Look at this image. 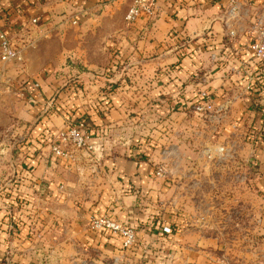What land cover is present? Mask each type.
I'll return each mask as SVG.
<instances>
[{
  "label": "crops",
  "instance_id": "crops-1",
  "mask_svg": "<svg viewBox=\"0 0 264 264\" xmlns=\"http://www.w3.org/2000/svg\"><path fill=\"white\" fill-rule=\"evenodd\" d=\"M229 2L156 0L151 15L128 23L124 16L132 0H2L0 24L22 52L20 91L33 108L20 119L31 122L44 110L32 132L36 147L21 149L25 160L17 170L28 175L21 181L34 208L25 212L28 216L0 211V264H122L123 254L127 263L137 264L140 254L123 250L119 236L90 229L91 220L100 216L136 229L141 243L168 252L162 256L173 264H217L215 254L231 235L255 241L264 217V64L252 54L246 17L250 22L264 16V0H238L237 17L231 20L235 39L225 24ZM35 17L39 30L42 25L76 29L75 51L64 38L37 40L29 51L24 48ZM66 52L81 69L75 72L63 63ZM70 77L79 84L64 85L62 78ZM203 92L215 106L226 103L223 118L199 117L192 110ZM64 110L73 115L89 110V147L75 151L74 160L51 151L55 134L68 124ZM215 122L221 123L220 139L245 141L238 157L249 159L236 166L249 174L247 180L225 182L223 187L237 195H224L220 203L212 193L214 170L207 163L200 171L204 177L199 175L190 143L191 131L202 125L213 140ZM123 126L140 135L120 146L117 135ZM154 167L165 170L158 176L163 180H155ZM247 191L257 196L250 198ZM229 204L241 206L242 220H248L242 213L250 210L248 225L228 211ZM156 224L170 226L172 233L157 232ZM236 227L244 231L239 234ZM112 255L121 257L114 263Z\"/></svg>",
  "mask_w": 264,
  "mask_h": 264
},
{
  "label": "rangeland",
  "instance_id": "rangeland-1",
  "mask_svg": "<svg viewBox=\"0 0 264 264\" xmlns=\"http://www.w3.org/2000/svg\"><path fill=\"white\" fill-rule=\"evenodd\" d=\"M258 15H255L252 21L256 20L257 18L263 17L260 16L262 14H258ZM95 18L97 17H93V16L91 17V19H95ZM246 21H248V23L252 22V21L249 22L248 17H246ZM38 27L39 25L36 26L33 24L31 26V33L27 38L28 40H26L24 43V48H26L28 51L30 48H32V46L36 43L37 40L38 41L45 39L48 40L52 38H64L65 40L64 42L68 47H70V49H72V53L73 51H75L76 43H77L76 29L68 28L65 31L66 34L64 35L65 33L64 30H56V29L52 30L49 28H45L44 25H42L40 27L41 29L39 30ZM72 53L66 52L62 60L63 63H65V65L69 66L70 69L76 72L78 69H81L80 68L81 66L79 65L80 63L77 61L78 59L72 56ZM18 61L19 60H17V62L9 61L7 63L0 64V211L2 210L7 212V215L9 217L10 215H14V214L16 215L18 213L24 216L26 214L25 212H27L28 214L29 210H33L34 208L33 205L34 202L33 203L30 202L32 196L28 193L27 190H25L26 185L23 184L21 181L25 178L27 179L28 175L25 174L22 175V173L21 172L18 173L17 170L18 168H20V166H22V164H24L23 161L25 160L24 159L25 156L22 154L23 151H21V149H30L32 147H36V145L32 142V136H33L32 132H34L33 129L35 126L34 123L36 117L39 116L41 112L44 110V108L43 109L41 108V111L38 112L37 116H33V118H30L31 122H24L22 121V119H20L21 113L23 114L26 110L32 112L33 108L31 106V102L25 100L21 95L20 89H21L22 79L17 75L19 74L18 71L20 68V66H18ZM53 62L55 64L57 63V61L55 60H53ZM61 63L62 61H59L57 65ZM65 65L63 67H65ZM62 80L64 81L63 84L66 86L71 82H75V84L77 85L79 84L76 81L77 78L75 77H70L69 79L62 78ZM55 99L56 100L60 99L62 101V97L56 96ZM50 110L51 107L46 112H44L41 118L39 119H42V117L47 116L46 113H48V111L50 112ZM88 111L89 110L78 111L76 117L82 114L81 112H84L83 113L84 116H88L87 113ZM64 112L66 113V115L70 117L73 116V113L70 114L66 110H64ZM197 115L199 117L201 116L204 117L205 113H197ZM150 118L152 119V116H150ZM71 121H73V119L67 118V123ZM176 123H178V120L176 121ZM214 124L215 125L213 126H215V128H214L213 140L207 138V135L205 133L206 126L202 125V127L199 126L197 128L198 130L196 129V131H198L197 133L196 131H191L192 132L191 135L193 136L191 139H194V141L192 140V142L190 143H192L194 152L197 153L196 155L197 157L194 159V161L196 162V165L197 164L199 165L198 168L199 175L202 176V178L204 177V175H202L203 173L201 174L200 171L204 172L207 163L209 164L208 166L213 168L214 170L213 182H214V186H216L217 188H215V190H213L212 193L214 194L213 195L214 197L217 198L218 196L220 197V199L215 200L216 203H220L222 201L221 197L222 199H224L225 197L224 195L226 196H228L229 194L237 195L236 191L232 190L229 192V190H226L223 187L225 182H235L240 184L241 181L247 180L248 173L244 174L243 172L246 171H244L243 169H236V166L241 167L245 164H249L248 161L249 159L245 157H238L239 151H243L244 147H247L245 146V141L242 138L240 141L239 139H235V138L220 139L219 137L221 136L220 134H218L219 133L218 125H220L221 127V123L215 122ZM67 126L68 124L64 126L62 130L67 129ZM124 127L125 126L120 128V131L118 132L117 135L118 143H119L118 145L120 146H123V144H125L127 141L132 140L135 135H140V133H138L135 128L130 127L129 129H125L126 127L125 128ZM172 127L176 128L175 125ZM175 132H179V129L176 128ZM180 133H182V131ZM183 134H185V131ZM177 138L178 137H174V139L170 140L169 143L173 144V141H176ZM261 138H263V136H261ZM54 143L59 144L60 141L58 139H56V141L52 140V145ZM59 145H61V149L64 148L63 149L64 151L71 153L73 156L71 159L74 160L76 153L74 149L71 146L64 147L63 144H59ZM252 150H254V148H250V150H247V154H249L250 151ZM202 153L204 154L203 157H202ZM251 154H254V151ZM260 164L264 169V161H262ZM154 168L155 170H157V167ZM229 168L230 170L226 172ZM156 177L159 178L158 175H156ZM185 179H186L185 182H189V175L187 173ZM261 179L263 180L264 183V170L263 172H261ZM155 180H163V176ZM237 185L238 184H236V186ZM262 191L263 192L261 194V197L264 196V189ZM247 192L248 194H246V196H249L250 198L255 197V195L257 196V194L255 193L252 194L251 192L249 193V191ZM18 197H21L23 204L24 205L26 204L25 206L23 204H19V202L17 201ZM226 206L229 212L237 213L236 215L240 216L239 221L241 222L242 225L244 223L248 225V223L250 222L248 221L250 216L247 214L250 213V210H247L242 213L245 215L244 219H248L246 221V220H242L241 213H238L241 207L239 204H229ZM13 207H14V211H13ZM260 207L264 216V203H262ZM20 209H22V211H19ZM247 209H250V206L247 207ZM220 215L221 214H219V218L221 220ZM151 224L152 225L154 224V219H151ZM10 225H12V223H10L9 226ZM157 226H158L157 227L158 230H156L157 232L160 231V228H162V231L164 227L171 228L170 226H165V225L162 226L161 224L160 225L158 224ZM10 228L13 227L11 226ZM234 229L238 231L239 234H241V232L244 231L243 228L240 229L236 227ZM227 230H229V228ZM259 230H260L259 231L260 235H257L256 233L257 238L255 239V241L253 239L250 240V242L244 241L243 236H237V237L234 236L235 238H233L231 232L227 231L230 233L231 236L224 237L228 245L225 248L223 247V249L221 250L219 249L217 256L215 254V258L216 260H218L217 264H264V217L261 223V229ZM171 233H172V228H171ZM146 244L147 243H140L137 249L131 252V253L138 252L140 254L139 261L137 264H153L154 258L156 259V262L158 261V263L160 262V264H168L169 260H170L169 264H173V259L167 257L165 260L164 256H162V254L167 256L168 252L163 251L161 254L159 251L158 253L157 249H154L151 246L148 247L147 245L149 244L147 245ZM113 256L114 255L110 256V260L113 259L114 263L117 262L119 257H121L119 255L115 260L116 257ZM127 257H128L127 255L123 254L122 260L124 261L122 262V264H130L127 263L126 260ZM108 263L109 262H107V264Z\"/></svg>",
  "mask_w": 264,
  "mask_h": 264
},
{
  "label": "built area",
  "instance_id": "built-area-1",
  "mask_svg": "<svg viewBox=\"0 0 264 264\" xmlns=\"http://www.w3.org/2000/svg\"><path fill=\"white\" fill-rule=\"evenodd\" d=\"M2 0H0L1 5ZM156 0H132L129 6L125 19L128 23L136 22L143 15H151L153 13ZM240 8L238 0H230L229 6L226 10L225 24L227 27V35L235 39L237 37V29L232 26L231 20L237 17ZM76 24L77 21L72 22ZM31 24L39 25L38 19L32 18ZM251 41V51L254 58L264 64V16L257 18L249 24L247 30ZM21 50L17 49L11 42L7 31L0 24V61L9 62L21 58ZM196 113L209 114L214 118H223L228 110L226 103L215 106L208 93L200 94L199 101L192 108ZM216 115V116H214ZM59 144L64 147L71 146L74 151L84 150L89 147L90 132L87 123L84 119L68 122L67 129L60 130L56 133ZM53 144L51 149L54 156L57 158L71 159V153L64 151L61 145ZM165 173L162 167L157 169V175L161 176ZM90 229L94 232L109 231L112 234L119 236L122 239L123 250L132 252L140 245V240L136 229L122 225L110 216H100L94 218L90 222ZM164 234H170L171 228L164 227ZM117 257L115 258V260ZM118 261V260H117Z\"/></svg>",
  "mask_w": 264,
  "mask_h": 264
},
{
  "label": "trees",
  "instance_id": "trees-1",
  "mask_svg": "<svg viewBox=\"0 0 264 264\" xmlns=\"http://www.w3.org/2000/svg\"><path fill=\"white\" fill-rule=\"evenodd\" d=\"M68 118H71V119H73V121H76V120H79V119H84L85 120V122L87 123V125H88V128L90 127L89 126V122H88V116H84V114H80L79 116H77L76 117V115H73L72 117H68ZM17 201L19 202V204H21L23 201H22V199H21V197H18L17 198Z\"/></svg>",
  "mask_w": 264,
  "mask_h": 264
}]
</instances>
